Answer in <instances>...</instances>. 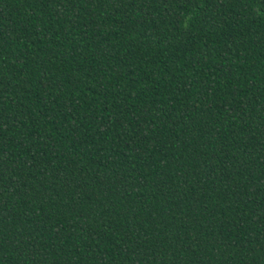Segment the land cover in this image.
Segmentation results:
<instances>
[{
  "label": "trees",
  "instance_id": "obj_1",
  "mask_svg": "<svg viewBox=\"0 0 264 264\" xmlns=\"http://www.w3.org/2000/svg\"><path fill=\"white\" fill-rule=\"evenodd\" d=\"M0 264H264V0H0Z\"/></svg>",
  "mask_w": 264,
  "mask_h": 264
}]
</instances>
